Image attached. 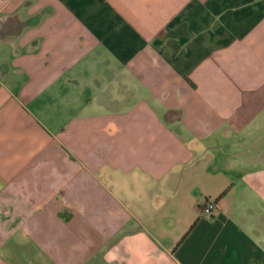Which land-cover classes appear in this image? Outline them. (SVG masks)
<instances>
[{"label": "crops", "instance_id": "obj_1", "mask_svg": "<svg viewBox=\"0 0 264 264\" xmlns=\"http://www.w3.org/2000/svg\"><path fill=\"white\" fill-rule=\"evenodd\" d=\"M0 264H264V0H0Z\"/></svg>", "mask_w": 264, "mask_h": 264}, {"label": "built area", "instance_id": "obj_2", "mask_svg": "<svg viewBox=\"0 0 264 264\" xmlns=\"http://www.w3.org/2000/svg\"><path fill=\"white\" fill-rule=\"evenodd\" d=\"M217 201L215 200H210L208 201L203 208L201 209V213L204 217L210 219L213 217L214 212L217 209Z\"/></svg>", "mask_w": 264, "mask_h": 264}]
</instances>
